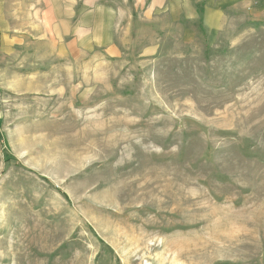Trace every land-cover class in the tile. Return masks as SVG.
<instances>
[{
	"label": "rangeland",
	"instance_id": "obj_1",
	"mask_svg": "<svg viewBox=\"0 0 264 264\" xmlns=\"http://www.w3.org/2000/svg\"><path fill=\"white\" fill-rule=\"evenodd\" d=\"M105 2L115 52L0 38V264H264V0Z\"/></svg>",
	"mask_w": 264,
	"mask_h": 264
},
{
	"label": "crops",
	"instance_id": "obj_2",
	"mask_svg": "<svg viewBox=\"0 0 264 264\" xmlns=\"http://www.w3.org/2000/svg\"><path fill=\"white\" fill-rule=\"evenodd\" d=\"M105 1L0 0V38L15 39V50L115 52L118 23Z\"/></svg>",
	"mask_w": 264,
	"mask_h": 264
},
{
	"label": "trees",
	"instance_id": "obj_3",
	"mask_svg": "<svg viewBox=\"0 0 264 264\" xmlns=\"http://www.w3.org/2000/svg\"><path fill=\"white\" fill-rule=\"evenodd\" d=\"M199 28H200L202 31H204V28H203V26H202V23L200 24Z\"/></svg>",
	"mask_w": 264,
	"mask_h": 264
}]
</instances>
